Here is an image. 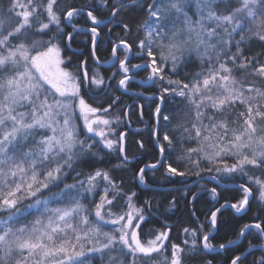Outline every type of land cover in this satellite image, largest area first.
Segmentation results:
<instances>
[{"label":"snow or ice","instance_id":"obj_1","mask_svg":"<svg viewBox=\"0 0 264 264\" xmlns=\"http://www.w3.org/2000/svg\"><path fill=\"white\" fill-rule=\"evenodd\" d=\"M60 3L0 7V264H185L186 256L219 255L229 246L225 264H264V0H85L58 10ZM104 9L107 23L97 14ZM120 13L128 20L117 19ZM80 20L90 27L82 30ZM112 24L124 38L111 48L119 70L109 81L122 73L117 85L127 91L132 69H144L159 90L158 158L138 169L140 184H147L146 169L162 167L169 177L208 173L221 187L237 186L235 202L210 211L209 230L185 227L182 243L173 242L166 222L147 233L143 227L153 210L166 221L176 196L167 206L138 205L137 192H125L112 175L131 163L127 133L117 131L128 111L107 115L120 96L109 95L111 83L94 66L99 28ZM133 35L142 63L130 60ZM79 36L90 41L94 65L74 60ZM193 62L200 71L181 78ZM166 94L180 105L183 123L162 113ZM210 194L220 195L216 187ZM225 208L252 218L235 239L216 245L211 230Z\"/></svg>","mask_w":264,"mask_h":264},{"label":"trees","instance_id":"obj_2","mask_svg":"<svg viewBox=\"0 0 264 264\" xmlns=\"http://www.w3.org/2000/svg\"><path fill=\"white\" fill-rule=\"evenodd\" d=\"M65 3L75 4L80 6L85 3V0H61L59 9H63ZM102 20L107 23V16L110 14L108 9H104L102 12L97 13ZM144 17H140L143 19ZM117 19L128 20L124 13H120ZM80 26L82 30L90 27V21L85 23V20H80ZM135 28V24L131 25ZM121 25H108L105 27L101 25L100 37L97 47V56L99 57V64L94 65V61L90 55V41L83 36L76 38L72 44V49L77 52L75 59H79L80 56L87 57L89 65H94L97 70L105 77L106 84L111 83V91L109 95L120 96V101L109 110L107 114L110 117L122 116L125 111H128V115L124 118L125 122L117 128V131H126V147L128 149V155L131 159V163L126 169L113 172L112 175L118 182H123V189L125 192L135 191L138 196L135 201L138 205H143L145 200H151L154 205L159 204L163 206L168 205V201L172 196H176L178 204L176 208L167 212L168 219L165 221L164 217L155 213L151 217V223L144 225L145 233L150 228H162L165 222L171 226V237L173 242L182 243L184 237L183 228H196L199 224L206 225L204 231H208V219L207 216L211 210L215 207H219L225 200L229 202H235L234 198L239 197V193L236 190V184L230 183L227 188L217 185L215 181H210L208 178L201 180L200 182L190 185L181 186L186 183H190L198 177L192 175L191 172L184 177H169L166 175L164 168L158 167L157 169H146V181L147 184H140L136 178V173L140 167L145 164L152 163L158 158V149L155 146V137L153 132L156 127V118L154 116L155 106L160 104L159 90L153 88L150 82H146L145 78L148 72L144 69H132L131 76L133 79L129 84L127 91L121 89L117 85V81L120 79L122 73L118 74L114 79L109 81V77H112L114 72H118L119 66L116 61L112 62L113 57L111 55V48L113 44L117 43L121 38H124V33L121 30ZM111 29V31H109ZM71 31V28L68 29ZM129 41L133 43V51L129 54L132 64L142 63L141 59L136 55L137 49L135 45L138 43L135 35L128 37ZM258 45H253V52L259 51ZM123 51L121 49V58ZM115 65V66H113ZM200 71L198 62L188 64L181 70L180 76L184 78L185 73H195ZM89 102L97 103V99L92 97H86ZM181 98H176L180 100ZM107 107V104H104ZM162 113L169 115L173 118V124L183 123V113L180 111V105L167 96L163 104H161ZM242 110V109H241ZM141 111L143 116H141ZM166 122L160 121L162 127ZM169 134H173L169 129ZM137 141L144 143L143 150L138 149ZM143 153L141 155L140 153ZM135 157L134 159H132ZM174 163V157L171 161ZM174 166L183 170L182 165ZM75 173H71L67 178V183L73 182ZM209 176L208 173H201V176ZM216 187L220 193L217 200L211 198L210 189ZM188 195H183L184 192ZM193 195L196 199H193ZM117 207H123V198L117 201ZM193 211L195 216H193ZM5 215L0 213V216ZM31 217H29L30 219ZM198 218V219H197ZM252 213L248 215H237L234 210L225 208L218 213V226L217 229H212L214 236L213 243L218 245L220 243H226L228 239H235L236 232L243 223L250 222ZM145 238H148L145 236ZM246 243V241H242ZM240 250H243L241 248ZM251 251V250H249ZM232 254V246H229L228 252H221L219 255L216 253L200 255L192 254L185 257V264H206L207 260H212V264H225L228 257Z\"/></svg>","mask_w":264,"mask_h":264},{"label":"rangeland","instance_id":"obj_3","mask_svg":"<svg viewBox=\"0 0 264 264\" xmlns=\"http://www.w3.org/2000/svg\"><path fill=\"white\" fill-rule=\"evenodd\" d=\"M9 4V0H0V7L6 9L8 7ZM123 51V49H122ZM79 123L82 125V121H79ZM96 139H99L98 137ZM91 199V197L89 198ZM98 199V198H97ZM87 203V201H85ZM34 217H31L30 219H33ZM111 227V226H108Z\"/></svg>","mask_w":264,"mask_h":264},{"label":"water","instance_id":"obj_4","mask_svg":"<svg viewBox=\"0 0 264 264\" xmlns=\"http://www.w3.org/2000/svg\"><path fill=\"white\" fill-rule=\"evenodd\" d=\"M114 61L115 60L113 59L112 62H114ZM207 178H208L207 176L198 177L197 179L193 180L192 182L186 183V184L181 185V186H190V185L196 184V183L200 182L201 180H204V179H207Z\"/></svg>","mask_w":264,"mask_h":264},{"label":"flooded vegetation","instance_id":"obj_5","mask_svg":"<svg viewBox=\"0 0 264 264\" xmlns=\"http://www.w3.org/2000/svg\"><path fill=\"white\" fill-rule=\"evenodd\" d=\"M129 75L131 76V73H129Z\"/></svg>","mask_w":264,"mask_h":264}]
</instances>
